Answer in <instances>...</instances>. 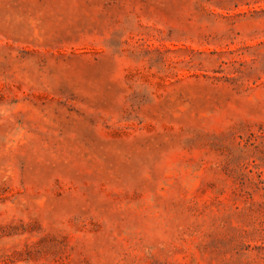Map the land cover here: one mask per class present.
<instances>
[{"label":"rangeland","instance_id":"rangeland-1","mask_svg":"<svg viewBox=\"0 0 264 264\" xmlns=\"http://www.w3.org/2000/svg\"><path fill=\"white\" fill-rule=\"evenodd\" d=\"M0 264H264V0H0Z\"/></svg>","mask_w":264,"mask_h":264}]
</instances>
